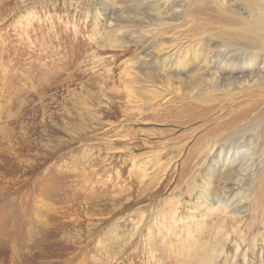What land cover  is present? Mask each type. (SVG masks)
<instances>
[{
  "label": "rangeland",
  "instance_id": "rangeland-1",
  "mask_svg": "<svg viewBox=\"0 0 264 264\" xmlns=\"http://www.w3.org/2000/svg\"><path fill=\"white\" fill-rule=\"evenodd\" d=\"M217 1L0 0V264H264V128L213 180L198 141L239 39Z\"/></svg>",
  "mask_w": 264,
  "mask_h": 264
},
{
  "label": "bare ground",
  "instance_id": "bare-ground-1",
  "mask_svg": "<svg viewBox=\"0 0 264 264\" xmlns=\"http://www.w3.org/2000/svg\"><path fill=\"white\" fill-rule=\"evenodd\" d=\"M252 2L254 4L249 2V11L247 13L243 14L242 12L241 15H238L239 9L236 10L231 6H227L225 0L217 1L220 5H224L222 8V10H224L222 19L226 20V24L228 23L226 27L233 31V33L230 34L231 37L235 35L239 39L228 40L224 50H220L212 56L204 55L202 59L203 62L206 60V63L204 62L205 64L212 65L211 67H213L210 69L205 65L207 66L206 74L211 77L213 82L214 80L219 81L220 79L223 83L226 82V84H224L226 87L221 84L223 86L221 90L224 92L223 95L227 97L223 102H220L219 105L207 109V114L213 111H216L215 113L218 114V116L214 118L216 127L208 129L198 139L200 142L203 141V143H208L203 147L207 153L205 158L210 159V156V164H215V166L210 165L205 169L206 177L210 180L214 179L212 177L216 174L215 171H217V166L222 165L221 167H228L227 170H231L232 172L235 170L233 168L234 164H255L258 156L256 149L262 145L261 143H256L255 136H258L257 132L259 134L263 133L262 129L264 125L261 121H258V115L254 116V114L260 109V105L264 103V90L259 92L253 91L252 93L249 92V94L241 93L246 89L264 86V75L262 74V72L264 73V0H252ZM239 93H241V95ZM190 96L196 98L197 94L192 92ZM260 100L261 102H259ZM251 102L254 103L251 104ZM193 119L196 120L200 118L196 116ZM202 119L203 117L201 116V120ZM256 129H258V131ZM259 129H261V133ZM260 137L264 140V133L263 136L261 134ZM206 139L207 141H204ZM261 149L263 148L261 147ZM262 155L263 153L261 156ZM226 178L227 177H225V179ZM206 181L207 180L204 182ZM222 182L220 183V189L223 195V193L227 194L223 187L227 184ZM207 184L208 181L205 184L204 191L208 195H205L204 192L202 193L207 200H212V203L207 204L210 207V212L212 210L214 212L217 210L220 212L219 214L222 213L221 216L224 217L222 222H225V216L227 215L230 218L235 217L233 216L235 210L232 209L231 201H223V199H221L222 197L217 198L218 200L214 198L210 199L208 193L210 185L207 186ZM206 199L204 201H206ZM205 203H207V201Z\"/></svg>",
  "mask_w": 264,
  "mask_h": 264
}]
</instances>
